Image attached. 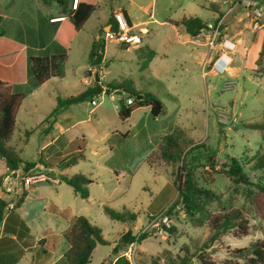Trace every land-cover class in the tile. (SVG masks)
<instances>
[{
	"label": "rangeland",
	"instance_id": "rangeland-1",
	"mask_svg": "<svg viewBox=\"0 0 264 264\" xmlns=\"http://www.w3.org/2000/svg\"><path fill=\"white\" fill-rule=\"evenodd\" d=\"M236 1L222 0L221 6L231 14L225 19L226 28L219 39L230 31L244 37L243 52L237 51L239 61L230 65L236 67L232 73L222 71L215 75L209 66L203 69L188 56V46L164 45L163 40L175 32L167 23L168 19L197 15L214 21L216 14L212 4H220V0H101L99 9L71 45L65 77L38 86H33L29 80L25 84L28 94L18 115L15 132L8 142L23 162L37 164L28 172L20 166L17 182H12V178L7 182L8 186L19 187L23 177L47 174L44 162L55 167L59 177L81 173L90 178L89 198L75 195L63 182L60 185L59 182L55 185L49 181L40 182L34 184L40 189L38 196L16 213L25 215L26 211L29 212L34 230L61 229L65 226L64 220L44 216L41 209L48 198L56 199L59 192L63 196L62 204L70 206L69 214L87 217L101 229L108 242V245L96 247L90 264H109L115 257L113 250L117 244L121 246L117 255L121 256L129 247L123 245L121 236L129 230L137 236L149 231V237L137 243L132 264H151L153 261L171 264L183 257L196 259L200 255L216 264H247L235 252L264 240L263 199L255 197L252 203L248 196L254 187L235 183L227 174L229 169L225 165L230 164V157H235L250 183H264V169L255 167L258 157L264 153V131L246 127L261 122L264 116V76L257 74V70L264 68V56L261 65L257 64L264 48V0H259L263 12L259 27H255L250 9L243 20L235 18L241 11ZM11 4L14 19L2 20L0 25L11 37H16L20 28L34 27L40 10L45 9L40 0H14ZM123 8L128 11L133 24L147 21L136 26L134 32L142 37L139 45L144 50L148 47L156 51V57L146 66L143 49L138 53L134 46H130L129 50L121 48L116 54L107 51L100 70H88L94 38L99 33V40H103V25L113 11ZM105 29L109 30V25ZM108 43L111 47V42ZM18 66H21L20 62ZM97 75L99 82L95 80ZM118 82L131 89L156 94L169 113L155 119L149 108H140L128 120H121L118 115L120 96L97 92L80 103L61 107L56 119L70 118L63 125L69 129L53 146L41 151L43 142L50 141L49 132L52 133L46 119L57 107L59 99L79 95L89 87L106 89L107 85ZM124 95L127 97V93ZM92 100L97 102L96 106L91 104ZM175 128H179L185 140L194 146L203 145L199 149H188L185 157L186 163L192 158L197 159L190 169L202 210L194 216H188L183 209L173 210L169 218L171 230L164 236L162 216L177 198V168L181 162L173 171L169 164L150 168L147 158L157 149L162 138L173 133ZM27 132L31 134L27 135ZM53 135H59V131ZM83 138L86 157L62 170L60 163L77 151ZM76 139L78 141L73 142ZM208 156L213 160L210 161ZM7 173L0 158V176ZM18 199V196L6 198L13 205ZM106 206L118 212L135 213L137 218L131 224L114 221L106 214ZM235 209L248 219L249 235L229 232L221 234L210 244L209 216ZM65 242L64 239L61 241L58 252ZM31 258L32 254L30 264Z\"/></svg>",
	"mask_w": 264,
	"mask_h": 264
},
{
	"label": "trees",
	"instance_id": "trees-1",
	"mask_svg": "<svg viewBox=\"0 0 264 264\" xmlns=\"http://www.w3.org/2000/svg\"><path fill=\"white\" fill-rule=\"evenodd\" d=\"M45 7L56 4L59 10V16H43L39 15L37 27L21 28L19 34L23 39L19 40L28 46V80L32 81L33 86L43 85L47 81L65 77V64L69 58L71 45L84 28L87 21L99 9L101 0H78L73 8V0H40ZM215 12L219 13L217 5L212 4ZM219 16H222L220 14ZM62 18L57 21L52 19ZM216 21V19H215ZM175 27H183L185 31L192 37H196L207 29V22L198 16H184L178 21H171ZM110 24L114 28V19L111 17ZM101 32H104L101 30ZM6 31L3 26H0V37L5 36ZM126 47V46H123ZM35 49L42 50L40 53H34ZM143 49V48H142ZM145 56L147 57L146 66L149 65L154 57V51L145 47ZM105 54V41L97 40L92 45L90 52V65L100 70V65ZM264 56V48L258 59V66L261 65L262 57ZM258 75L264 76V68L257 70ZM111 91L122 90L123 95L119 97V118L127 120L132 113L143 107H149L151 115L158 118L166 113V105L159 96L150 92L128 88L122 83H111L107 85ZM97 93V88H88L86 91L76 96L66 97L58 100L57 107L52 111L50 117L46 119V123L52 125L56 120V115L61 107L69 106L84 101L88 96ZM127 93V97H124ZM28 89L25 84H13L0 79V158L4 161L6 168L10 171L19 170L20 166H24L25 172H28L36 167L35 162H23L18 152L9 146V139L13 136L16 127V118L22 102L26 99ZM110 94V93H109ZM132 100L131 104L127 101ZM246 127L264 131V116L261 122L248 124ZM27 135L31 132H27ZM78 141V139L76 140ZM75 141V142H76ZM77 151L69 155L60 163L61 169H66L74 166L79 160L84 159L85 155V139L81 140ZM203 145L185 140L184 133L175 128L173 133L164 136L155 151L147 158V163L150 168H155L161 165L175 166L181 162V166L177 168V191L176 200L164 211L162 217L170 218L171 212L176 209H183L188 216H194L196 212L202 210V206L198 203L196 197L198 188L194 183V176L190 169L197 159L192 158L190 163L185 162V157L188 154V149H199ZM196 155V154H195ZM194 155V156H195ZM210 161L213 157H207ZM230 164L225 165L229 170L227 174L232 177L235 183H243L253 186L250 190L248 198L254 203L255 197H260L264 205V183L252 184L244 174L241 165L235 157H230ZM46 168H50L44 162ZM256 169H264V153L258 157ZM5 176H0V187H2ZM61 182L72 187L75 194L83 199L89 198L88 187L92 184V180L84 174H75L73 176L61 175ZM207 194V192H205ZM26 193L23 192L15 203L10 212H14L21 207L25 200ZM9 203L5 198H0V225L8 210ZM106 214L110 219L121 223H134L137 215L131 212H118L108 206L105 208ZM207 224L210 229L211 236L209 237L210 244L215 241L221 234L233 232L239 236L249 235V221L244 214L238 210H231L226 213H216L207 219ZM171 230V228L169 229ZM67 241L70 244L69 249L64 254L66 264H90L93 251L99 245H108V242L103 238L102 231L96 225H93L89 219L83 215L76 216L72 219L69 230L65 234ZM149 237V231H144L141 234L133 235L129 230L121 236L123 245L129 246L132 243H142ZM121 246L118 244L114 247L113 252L118 256ZM241 255L247 264H264V240L256 241L250 244L248 248L239 249L235 252ZM216 264L210 258L200 255L194 259L191 257H183L179 261H173L171 264ZM111 264H132L123 257H118ZM151 264H159L156 261Z\"/></svg>",
	"mask_w": 264,
	"mask_h": 264
},
{
	"label": "crops",
	"instance_id": "crops-1",
	"mask_svg": "<svg viewBox=\"0 0 264 264\" xmlns=\"http://www.w3.org/2000/svg\"><path fill=\"white\" fill-rule=\"evenodd\" d=\"M12 1L14 0H10L8 2H5V0H0V15L3 16V20L12 21L14 19V17L12 16V10L10 9V6H12L11 4ZM221 3H222V0H220V4H215L219 8V13L213 11L216 14V16L213 18L214 21L215 19L219 17L220 14H223L227 11L221 6ZM59 10L60 8L56 4H52L48 7H45V9H41L40 14H42L43 16L57 17L59 16ZM122 10L124 11L129 22L133 26L136 27L139 24L147 23V21H145V22L133 24L128 11L124 8ZM240 10H241L240 13H237L235 16L237 20H243L248 15L247 10L245 8H241ZM116 11L118 10L116 9L115 11L111 13L112 18H113V13ZM230 14L231 13L228 14V17ZM194 16H197V15H194ZM110 19L111 18H109L108 21L103 25V31L106 30L105 27L107 25H109V27L111 26ZM37 20L35 22L34 28L37 27L36 26ZM168 20L169 21H167V23H169L173 27V30L175 32H174V35L167 36L163 40L164 45L178 44L181 46H186V47L188 46L189 48L188 56L192 58L195 62H197L199 65H201L203 69H205L204 68L205 64L208 63L207 67L209 66V68L212 69V72L215 75L217 74V72H222V71L227 72L228 71L232 73L235 70L236 67H233V66L230 67V65H232V63H234L235 61H239L238 57L236 56V53L237 51H241V50L243 52L242 43L244 41V37L241 38L240 35H235L231 33V31L228 34L222 36L220 39V42L223 43L224 41H227V45L229 47H232L233 49L226 50V56H227L226 59H221L217 61V59L219 58L220 52L210 50V47L208 45L207 36L200 34L196 37H192L185 31L183 27H175L171 23V21H178V20H173V19H168ZM203 20H205L207 23L211 22V20H207V19H203ZM80 32L78 33V35L80 34ZM78 35L76 36V38L78 37ZM21 39L23 38L20 34H18L16 37H11V36H8L6 33L5 36L0 37V46H1V49H0V79L6 82H11L13 84H26L28 81V75H27L28 46L24 43H21L19 41ZM99 39H100V35L98 33V35H96V37L94 38L92 45L95 41ZM111 44L112 46L110 47L109 43L108 44L107 42L105 43V54L103 57L102 64L105 62V55L107 51H109L111 54H116L117 51H119L121 48H125L126 50H129L127 47L120 46L117 43L111 42ZM92 45H91L90 52L92 50ZM205 47H207V50L204 49ZM133 48L137 50L139 53L142 49V46L138 45V46H134ZM35 51L41 52L42 50L35 49ZM143 53L145 54V52ZM154 54L155 55L153 59L156 57L157 52L154 51ZM163 56H166L165 53L163 54ZM19 62L21 63V66H18ZM93 68H96V67H92L91 65H89L88 70H91ZM204 74H206L205 71H204ZM170 97L174 98L173 96H170ZM24 101L22 102L19 108L17 118H16V125H17L18 115L20 113V110L23 106ZM143 108H149V107H143ZM168 113H169V110H168V107L166 106V113L164 115H167ZM150 115H151V111H150ZM69 120L70 118H65L64 116L63 118L56 119L55 122L52 124V126L50 125L49 129L52 130V133H50L51 131L50 132L48 131L49 132L48 136H50V141L43 142L41 151L45 150L48 147L53 146L60 139V136H62L65 132H67L69 127L64 128L63 125L66 124ZM57 131H59V135H56L54 137L53 134H55ZM45 169L48 170L47 173L49 174L51 171H54L55 172L54 178H56V180L59 182L58 183L59 185L62 183L59 180V176H58V173L55 167H50L49 169L45 167ZM7 171H8V168H7ZM12 182H17V178L13 179ZM53 184L55 185V183ZM39 191L40 189L38 187H35V185L28 187V186H23L22 184H20L19 187L12 188V192L5 193L4 198L5 199L12 198V197L16 198L17 196L20 197L22 193L25 192L26 193L25 200L23 204L21 205V207L18 208V209H21L23 205H25L28 201H30V199L34 200L38 196ZM72 191L75 194L73 189ZM57 195L58 196L54 200L48 198L46 203L41 207V209H42V214L44 216H54L58 219H63L65 222L64 223L65 226L61 229H58V228L54 229L53 227H46L44 229L34 230L32 223H31L33 221V218L32 220H30L29 212L26 211L25 215H23V214L16 213L18 209H16L14 212H10L8 209L0 225V264H30V254H32V258H31L32 264H66V262L64 261V254L69 249L70 244L67 241L65 234L69 230L70 225L72 223V219L76 217V215L69 214V210H70L69 204L68 203L62 204L61 200L63 196H61L59 192H57ZM63 239L66 242L64 244L63 249L60 252H58L60 243ZM118 257L120 256L119 255L115 256L110 261L109 264H111V262H114Z\"/></svg>",
	"mask_w": 264,
	"mask_h": 264
},
{
	"label": "built area",
	"instance_id": "built-area-1",
	"mask_svg": "<svg viewBox=\"0 0 264 264\" xmlns=\"http://www.w3.org/2000/svg\"><path fill=\"white\" fill-rule=\"evenodd\" d=\"M78 0H73V8L76 6ZM236 6H239L240 8L250 9L254 14V21H255V27H259V18L263 15V12L259 8V0H237ZM229 12H226L222 14V16H219L216 21H211L207 23V29L203 30L201 34L207 36L208 45L210 47L211 51H219L220 55L217 61L221 59H226V50H232V47H229L227 45V41H224L223 43L220 42L219 35L222 31L225 30V19L228 16ZM62 18L53 19L52 21H57ZM113 19H114V28L112 29V26L109 27V30H105L103 32V40L105 42H114L119 44L120 46H126L129 48L130 46H136L139 45L142 41V37L140 34L135 33V26H133L126 14L123 10H118L113 13ZM226 35V34H225ZM208 63L205 64L204 68L206 69ZM128 104L132 103V100L127 101ZM91 104L93 106L97 105L96 101H92ZM209 169V167H207ZM18 170L17 171H10L8 170V173L6 174L4 178V182L2 187H0V191L2 192L0 194V198L3 199L5 193L12 192V188L7 185V182L10 181V179H16L18 178ZM49 181L52 183H57L58 181L56 178L52 177L49 173L47 174H34L29 177H23L22 178V185L23 186H32L34 184ZM14 205L11 203L8 207V209H12ZM162 224L164 229L162 230V234L164 236L169 235V228L170 225V219L168 216L163 217ZM137 243H132L129 245L128 249L120 256L125 258L127 261L132 262L135 251H136Z\"/></svg>",
	"mask_w": 264,
	"mask_h": 264
},
{
	"label": "water",
	"instance_id": "water-1",
	"mask_svg": "<svg viewBox=\"0 0 264 264\" xmlns=\"http://www.w3.org/2000/svg\"><path fill=\"white\" fill-rule=\"evenodd\" d=\"M246 10H247V9H246ZM2 20H3V16L0 15V25H1ZM95 80H96V82H99V81H100V78H99L98 75L96 76V79H95ZM97 92H98L99 94H101L102 92H104V93H112V94L117 95V96H122V95H123V91H122V90L111 91V90L108 89V88L104 89V88H101V87H99V88L97 89ZM50 174H51L53 177L55 176V172H54V171H51Z\"/></svg>",
	"mask_w": 264,
	"mask_h": 264
}]
</instances>
